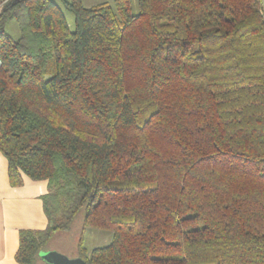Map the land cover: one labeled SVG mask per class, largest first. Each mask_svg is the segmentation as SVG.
<instances>
[{"label": "trees", "instance_id": "16d2710c", "mask_svg": "<svg viewBox=\"0 0 264 264\" xmlns=\"http://www.w3.org/2000/svg\"><path fill=\"white\" fill-rule=\"evenodd\" d=\"M62 2L0 5V155L48 188L16 262L81 215L84 264H264L262 1Z\"/></svg>", "mask_w": 264, "mask_h": 264}, {"label": "crops", "instance_id": "0c3cea01", "mask_svg": "<svg viewBox=\"0 0 264 264\" xmlns=\"http://www.w3.org/2000/svg\"><path fill=\"white\" fill-rule=\"evenodd\" d=\"M7 167L0 155V264H18L15 254L19 231H41L47 226L42 198L48 188L47 181H32L24 175L22 186H10ZM35 264L45 263L37 259Z\"/></svg>", "mask_w": 264, "mask_h": 264}, {"label": "rangeland", "instance_id": "374dc122", "mask_svg": "<svg viewBox=\"0 0 264 264\" xmlns=\"http://www.w3.org/2000/svg\"><path fill=\"white\" fill-rule=\"evenodd\" d=\"M4 0H0V5ZM62 12L65 17L66 23L70 29V31L74 30V15L68 10L62 0H51ZM71 1V0H66ZM114 0H80L82 6L84 8H90L92 6H96L102 3L111 4ZM132 4V13L137 14V2L136 0H131ZM6 31L10 34V36L18 40L22 37L21 26L18 24L16 19H12L7 22ZM82 228V217L81 215L75 220L73 224V228L70 232L66 233H58L52 239L50 244L48 245L47 250H54L67 256L68 258L78 257V249L77 244L79 239L82 241L83 248L90 253L95 248L106 247L112 242V232L108 230H98L92 228H86L83 233H81ZM81 234V236H80Z\"/></svg>", "mask_w": 264, "mask_h": 264}, {"label": "water", "instance_id": "95a60500", "mask_svg": "<svg viewBox=\"0 0 264 264\" xmlns=\"http://www.w3.org/2000/svg\"><path fill=\"white\" fill-rule=\"evenodd\" d=\"M38 257L45 264H84V261L79 257L68 258L54 250L41 251Z\"/></svg>", "mask_w": 264, "mask_h": 264}]
</instances>
